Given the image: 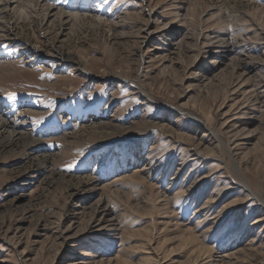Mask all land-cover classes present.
<instances>
[{
    "label": "rangeland",
    "instance_id": "374dc122",
    "mask_svg": "<svg viewBox=\"0 0 264 264\" xmlns=\"http://www.w3.org/2000/svg\"><path fill=\"white\" fill-rule=\"evenodd\" d=\"M87 1L0 35V264H264V0Z\"/></svg>",
    "mask_w": 264,
    "mask_h": 264
},
{
    "label": "bare ground",
    "instance_id": "6f19581e",
    "mask_svg": "<svg viewBox=\"0 0 264 264\" xmlns=\"http://www.w3.org/2000/svg\"><path fill=\"white\" fill-rule=\"evenodd\" d=\"M24 1L25 0H0V35L1 34L4 35L6 33L9 34V31H10L9 20L11 18V15L13 16L14 14L18 13L19 11H20V13H23L24 12L23 10H25V9H22V8H26V10L30 9L31 12L35 13V15L36 14L39 15V13H37L38 12L37 10H40L39 11L40 14L41 13L43 14L42 15L43 16V21H45V20H47L49 18H54L57 21H59L60 27L66 26V24L68 23V20H71V19L76 20L79 17L80 13H84V14L86 12H93V13H97L98 12L100 14L103 13L102 9L101 10L90 9V7H89L90 3L87 0H83L81 3H77V2L74 1V2H72L70 4L69 3L65 4L64 7L59 6V5L57 6L55 4L53 6L48 5V3H49L48 0H35V5L32 8H30L31 6L28 5L27 2L24 3ZM40 3H43V5L39 6ZM65 9H67V10H65ZM9 12L11 14H9ZM66 18L68 20L63 23V20H65ZM148 18H149L148 22L144 25V28H143L144 29L143 32H145L144 35H143L144 41H147L148 39L152 38V34H151L152 30H150V28H149V25L153 22L152 21V13L148 15ZM166 33L168 35V32H164V31L157 32L158 38L160 40H163V41L165 40L166 41V37H168L166 35ZM4 40H7L9 42V44H12V46L15 47V48L22 47L21 49H23V50H21V51L37 53V51L34 50L33 48H29V44L28 43H25V45H19L20 44L19 40L14 35H10L9 38L4 37ZM26 52H25V54H26ZM67 59H69V58H67ZM2 120H3V116L0 115V122ZM9 125H12V130L14 131V133H16V132H18L21 129V126L23 124H21V123H11L10 122V123H8V125H4V126L10 128ZM207 136H212L215 139V141L218 142V144L221 143L219 141L216 133L211 131V130H209V129H207L205 131V133L203 135V138L207 137ZM143 170H145V169H143ZM241 185H242L241 188H243L244 184L242 182H241ZM207 208H210V207H207ZM204 209H206V207H202L201 208V210H204Z\"/></svg>",
    "mask_w": 264,
    "mask_h": 264
},
{
    "label": "snow or ice",
    "instance_id": "6c2138e0",
    "mask_svg": "<svg viewBox=\"0 0 264 264\" xmlns=\"http://www.w3.org/2000/svg\"><path fill=\"white\" fill-rule=\"evenodd\" d=\"M12 95H13V97H14L15 94H12Z\"/></svg>",
    "mask_w": 264,
    "mask_h": 264
}]
</instances>
